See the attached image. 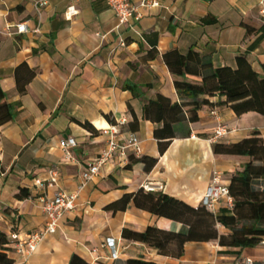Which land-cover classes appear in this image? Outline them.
<instances>
[{"label": "crops", "instance_id": "1", "mask_svg": "<svg viewBox=\"0 0 264 264\" xmlns=\"http://www.w3.org/2000/svg\"><path fill=\"white\" fill-rule=\"evenodd\" d=\"M37 1L0 0V89L15 109L14 118L0 124V232L10 240L16 232L25 242L46 226L45 204L60 192L78 197L57 232L47 235L33 254L18 253L11 240L8 256L13 264H70L74 253L90 264H114L112 248L105 245L108 241L115 243L123 261L244 264L246 258L263 260L260 244L228 247L217 240L188 242L181 257L159 254L145 243L124 238L123 229L141 232L155 226L188 233L189 226L133 202L124 211L106 207L141 189L198 206L216 174L229 185L243 169L246 160L217 156L213 146L239 142L254 129L264 135L263 116L255 112L238 116L231 108L204 106L197 122L177 125L176 137L161 154L154 135L158 124L143 119V112L146 102L159 94L172 102L184 100L164 59L169 51L185 54L194 48L215 68H235L238 56L256 38L247 33L246 25L264 24V0H161L162 6L135 26L120 27L106 0H47L40 9ZM70 7L76 12L67 16ZM22 22L27 32L17 31ZM122 39L126 46H121ZM248 59L262 73L264 40ZM187 80L198 83L202 75H190ZM129 85L137 87L138 96ZM122 119L127 122L121 126L119 141L127 142L135 134L140 152L129 148L125 157L116 154L81 189L84 170L108 146L104 129ZM85 122L98 133L84 127ZM219 122L233 131L212 141ZM69 136L78 141L72 159L60 147V141ZM143 156L158 159L151 171L140 161ZM53 170L57 183L49 186ZM22 190L29 196L18 197ZM223 208L219 204L218 213ZM96 248L98 252L93 253Z\"/></svg>", "mask_w": 264, "mask_h": 264}, {"label": "trees", "instance_id": "2", "mask_svg": "<svg viewBox=\"0 0 264 264\" xmlns=\"http://www.w3.org/2000/svg\"><path fill=\"white\" fill-rule=\"evenodd\" d=\"M247 33L254 34L255 40L248 49L237 58L236 67L222 66L215 68L209 60H204L194 48L183 54L172 50L164 55L166 64L175 76V87L181 102H172L159 94L150 99L144 106L143 119L158 124L154 131L159 142L160 152L164 154L176 137L177 125L187 121L199 120V111L204 106L222 109L231 108L238 116L255 112L264 117V63L262 73L257 72L248 59L264 40V24L259 28L246 25ZM190 75H202L200 82L187 80ZM127 88L138 96L136 86ZM218 97L217 102L210 99ZM15 116L14 107L5 100L0 89V124L11 121ZM139 120L135 117V123ZM94 135L97 129L90 123H82ZM191 134V131L188 132ZM217 156H236L246 160L243 169L231 178L229 189L234 198L232 209L223 208L213 213L203 204L192 206L183 200L163 192H146L141 189L136 193L125 194L120 200L108 205L106 209L117 212L124 211L133 202L138 208L147 210L160 217H166L189 226L188 233H179L148 226L138 232L124 228L122 236L139 241L155 248L159 254L181 257L185 245L192 241L217 240L221 246L254 247L264 237V135L254 129L241 141L236 143L217 142L213 146ZM136 161V160H135ZM140 161L151 171L157 164V158L143 156ZM130 165V164H129ZM256 181L263 182V188H257ZM29 196L24 190L18 194L22 198ZM220 226L229 233H221ZM10 237L0 232V264H13L8 256ZM70 264H90L79 254L74 253ZM114 264H155L152 261L132 258L126 261L117 258Z\"/></svg>", "mask_w": 264, "mask_h": 264}, {"label": "built area", "instance_id": "3", "mask_svg": "<svg viewBox=\"0 0 264 264\" xmlns=\"http://www.w3.org/2000/svg\"><path fill=\"white\" fill-rule=\"evenodd\" d=\"M111 9L115 12L119 24L122 26L125 24H130L135 26L138 24L147 14H150L155 9H158L162 6L161 0H106ZM47 4V0H38L36 2L37 9H40L42 6ZM76 11L74 7H70L67 10L66 15L72 16ZM17 31L27 32L28 26L26 22L19 23L17 26ZM121 46H126L124 39L121 40ZM212 113L217 115V111L213 110ZM127 122L126 119L120 120L110 126L109 128L104 129V134L108 136V146L105 148L99 156L87 167L83 172V182L80 186L82 189L85 184L94 178H96L101 171V168L105 166L116 154H120L122 157L126 156V151L129 148H135L137 152H140V140L135 134H131L127 142L121 144L119 141V135L121 133V126ZM232 129H230L226 124L219 122L216 127L215 133L212 137V141L219 140L225 135L229 134ZM195 138V136H193ZM78 145V141L75 137L69 136L60 141V147L62 148L65 156L68 159L73 158V148ZM37 183L41 186H44L40 181ZM57 183V171H52V176L49 186H54ZM152 190L153 188H148ZM78 197L77 193H58L55 198L45 204L44 210L48 217V222L46 226L38 232L32 233L28 240L23 242L20 240L18 233L13 232L11 234V240L15 243L17 252L25 256L33 254L43 241V239L49 235L57 232L60 221L64 216L71 210L75 208V201ZM2 199V189H1V180H0V201ZM223 203L224 208L232 209L234 206V198L231 196L229 185L222 183L220 175L216 174L213 178L212 183L208 187L203 199L202 204L211 212L218 213L219 204ZM221 227V226H220ZM261 246H264V237L261 239ZM106 246L112 248L114 257L117 259L118 249L116 248L115 243L108 241ZM93 253L98 252V249H93ZM244 264H264V259L261 261L254 260L252 258H246Z\"/></svg>", "mask_w": 264, "mask_h": 264}, {"label": "rangeland", "instance_id": "4", "mask_svg": "<svg viewBox=\"0 0 264 264\" xmlns=\"http://www.w3.org/2000/svg\"><path fill=\"white\" fill-rule=\"evenodd\" d=\"M254 185L257 188H261V186L263 185V182L262 181H256ZM219 228H220V230H225L226 233L230 232L227 228H224V229H223V227H219Z\"/></svg>", "mask_w": 264, "mask_h": 264}]
</instances>
